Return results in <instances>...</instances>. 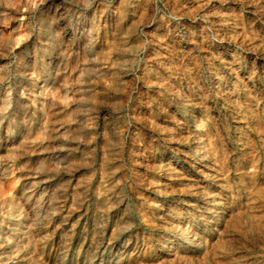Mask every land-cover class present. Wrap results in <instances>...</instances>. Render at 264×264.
Returning a JSON list of instances; mask_svg holds the SVG:
<instances>
[{"label": "rangeland", "instance_id": "1", "mask_svg": "<svg viewBox=\"0 0 264 264\" xmlns=\"http://www.w3.org/2000/svg\"><path fill=\"white\" fill-rule=\"evenodd\" d=\"M169 14L245 52L195 144L137 107L191 66ZM0 214V264H264V0H0Z\"/></svg>", "mask_w": 264, "mask_h": 264}, {"label": "clouds", "instance_id": "2", "mask_svg": "<svg viewBox=\"0 0 264 264\" xmlns=\"http://www.w3.org/2000/svg\"><path fill=\"white\" fill-rule=\"evenodd\" d=\"M170 15L169 23L176 21L172 39L177 47H192V52L187 55L191 57L190 67L181 65L183 71L178 78L164 92L153 100L141 101L137 104L140 107L143 103H148L152 107L151 115L154 120H160L161 125L169 120H174L177 116H182L183 121L188 125H195L197 114L195 105L203 104L208 96L221 86L228 87L233 78L239 79L241 70L247 78V64L244 56L245 52L240 45L235 49L228 47L232 43L227 34L221 36L217 31L215 34L204 31L187 24H180L179 17ZM158 28L165 25H157ZM203 37V39H201ZM198 41V42H197ZM217 41H227V44ZM155 125L156 132H171V129ZM156 149L162 154L167 151L168 144L163 136H158L154 141ZM114 206V205H113ZM163 245V239L161 240Z\"/></svg>", "mask_w": 264, "mask_h": 264}, {"label": "bare ground", "instance_id": "3", "mask_svg": "<svg viewBox=\"0 0 264 264\" xmlns=\"http://www.w3.org/2000/svg\"><path fill=\"white\" fill-rule=\"evenodd\" d=\"M53 25H55V23H53ZM52 25V26H53ZM56 27V26H55ZM56 31H57V27H56ZM42 32V31H41ZM82 32V31H81ZM89 32V31H88ZM54 33V32H53ZM64 34V33H63ZM91 34V33H90ZM48 35V34H47ZM47 35H46V37H47ZM49 35H50V32H49ZM48 35V36H49ZM54 35V34H53ZM52 35V36H53ZM56 37V36H55ZM60 37L62 38V36L60 35ZM86 37V36H85ZM91 37V36H90ZM57 38V37H56ZM55 38V39H56ZM64 38V37H63ZM77 38V37H76ZM60 39V38H59ZM58 40V39H57ZM57 40L55 41V42H57ZM70 40V39H69ZM71 40H73V39H71ZM70 40V41H71ZM64 41V40H63ZM69 41V42H70ZM86 41V40H85ZM84 41V42H85ZM87 41H88V39H87ZM87 41H86V45H87ZM93 41V40H92ZM54 42V43H55ZM72 42V41H71ZM80 42V41H79ZM84 42H82V43H84ZM90 42V41H89ZM77 43H78V41H77ZM49 44V43H48ZM57 44V43H56ZM61 45H62V43H60ZM65 44V43H64ZM68 44V43H67ZM75 44V43H74ZM91 43H89V45H87L89 48L91 47V45H90ZM69 45V44H68ZM78 45V44H77ZM76 45V46H77ZM50 46V45H49ZM72 46V45H71ZM75 46V47H76ZM87 46H85L86 47V49H87ZM51 47V46H50ZM55 47H56V45H55ZM58 47V46H57ZM56 47V48H57ZM60 48H61V46H59ZM64 47V46H63ZM67 47V45L65 46V48ZM83 47H84V44H83ZM82 47V48H83ZM60 48H58V49H60ZM64 48V49H65ZM71 49L70 47H67V49ZM55 49V48H54ZM54 49H52V50H54ZM91 49V48H90ZM83 50H85V49H83ZM86 51V50H85ZM89 51V50H88ZM91 51V50H90ZM53 52V51H52ZM57 52V51H56ZM59 52V51H58ZM92 52V51H91ZM90 52V53H91ZM55 53V52H54ZM49 54V53H48ZM58 53H56V55H57ZM66 54V53H65ZM87 54V53H86ZM47 55V54H46ZM49 56H51L50 54H49ZM53 56V55H52ZM59 56L61 57V55L59 54ZM63 56H65V55H63ZM72 56V55H71ZM59 57V58H60ZM66 57V56H65ZM65 57L63 58V59H65ZM50 58V57H49ZM58 58V59H59ZM69 58V57H68ZM63 59H62V61H63ZM49 61H50V59H48ZM52 60V59H51ZM56 60H57V58H56ZM66 60H67V58H66ZM48 61V62H49ZM61 61V62H62ZM73 61V60H72ZM52 62V61H51ZM67 62H68V60H67ZM80 62V61H79ZM58 63V62H57ZM64 63H65V60H64ZM51 64H53V63H51ZM60 63H58V66L60 67V65H59ZM61 64H63V63H61ZM54 65H56V64H54ZM65 65H67V64H65ZM64 65V66H65ZM74 65V64H73ZM77 65V64H76ZM91 65V64H90ZM48 66H49V64H48ZM52 66V65H51ZM46 67V66H45ZM53 67V66H52ZM80 67V66H79ZM51 68V67H50ZM66 68V66L64 67V69ZM122 69H123V67H122ZM63 70V69H62ZM83 70V69H82ZM51 72H52V70H51ZM123 72V71H122ZM53 73H54V70H53ZM56 73V72H55ZM127 73H128V71H127ZM56 75V74H55ZM60 75H61V73H60ZM49 76V75H48ZM54 77V76H53ZM61 77V76H60ZM60 77H58V78H60ZM48 78V77H47ZM51 78V77H50ZM55 79V78H54ZM49 80V82H50V79H48ZM48 81H47V83H49ZM44 83V82H43ZM55 86V85H54ZM48 109V108H47ZM51 112V111H50ZM183 118V117H182ZM204 120V119H203ZM203 120H197V122H196V124L195 125H192V130H191V134H192V136L191 137H194L195 139H194V141H193V143L195 144V143H198V138H199V136H201V133H202V131H203V127H204V124H205V122L203 121ZM183 126V125H182ZM191 129V128H190ZM190 132V131H189ZM203 134V133H202ZM190 136V135H189ZM203 137V136H202ZM205 139V138H204ZM204 141V140H203ZM203 143V142H202ZM200 147V146H199ZM204 148H208V146H207V144H204ZM197 146H193V151H194V153H196L197 152ZM199 151V150H198ZM209 151V150H208ZM198 154H200V153H198ZM205 154V153H204ZM193 157V156H192ZM208 157V156H207ZM198 158V157H197ZM207 159L206 158H202L200 161L202 162V161H206ZM194 164V163H193ZM207 164V163H206ZM199 165V166H198ZM200 166H202V167H206V166H203V165H201L199 162H197V165L196 164H194V165H192V167L194 168V169H198ZM198 174H200L199 172H198ZM219 176V175H218ZM217 178V177H216ZM218 181V180H217ZM42 184V183H41ZM44 185V184H43ZM39 189V188H38ZM40 190V189H39ZM38 191V190H37ZM46 198V197H45ZM45 203V202H44ZM31 204V203H30ZM56 206V205H55ZM48 211V210H47ZM1 215V214H0ZM30 216V215H29ZM21 218V217H20ZM5 225V224H4ZM23 228V227H22ZM6 233H8V231H4V233L3 232H1L0 231V237L1 238H3L4 237V239H7V238H9L8 236H7V234ZM187 238H191L190 237V232H187ZM175 237V236H174ZM108 247V246H107ZM120 250H121V248H120ZM121 254V253H120ZM81 255V254H80ZM116 257V256H115ZM1 258V257H0ZM112 264V263H111Z\"/></svg>", "mask_w": 264, "mask_h": 264}]
</instances>
